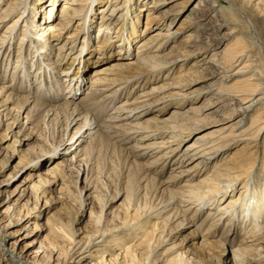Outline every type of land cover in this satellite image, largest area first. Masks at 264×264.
<instances>
[{
    "label": "bare ground",
    "instance_id": "1",
    "mask_svg": "<svg viewBox=\"0 0 264 264\" xmlns=\"http://www.w3.org/2000/svg\"><path fill=\"white\" fill-rule=\"evenodd\" d=\"M3 1L0 0V5ZM52 1L43 0L45 6L37 8L36 0H10L0 10V26L18 12L0 33V64L5 71L8 65L3 66L4 60L16 54L9 85L0 86V121L17 109L13 119L17 116V123L26 111L18 134L41 121L47 120L53 128L58 125L63 137L59 144L68 145L64 152L74 150L81 156L77 160L80 167L89 162L91 166L97 154L100 159L106 155L114 157L118 165L123 162L129 171L131 186L145 183L140 186L145 191L144 207L149 205L154 211L158 208L151 215L162 217V228L155 224V233L163 235L170 227L169 222L179 216L183 218L177 230L190 226L187 212H193L194 218L206 212L205 217L213 221L210 227H214H209L207 232L215 234L216 228L222 225L225 229L221 238L232 237L235 242L236 236L244 231L232 253H239L240 259L247 261L244 264L261 260L264 263V44L257 28V22L264 20V0H223L239 14L245 33L223 24L220 15L225 8L218 0H66L59 9V17L48 25H41V31L35 35L33 30L42 22L40 18L51 17ZM144 10L147 12L145 25H141L138 22ZM77 25L82 26L77 35H62L68 26L76 28ZM20 28L22 40L16 49L14 40L3 46L9 33H17ZM91 30L94 36L87 40ZM106 37L112 38L110 45L102 47ZM59 39L63 42L59 43ZM247 40L258 46L260 62L251 53ZM23 43L35 44L34 53L29 57L17 56ZM54 47L58 49L53 53ZM50 55L55 57L51 63ZM91 67L88 78L84 77ZM174 69L177 71L171 76ZM192 71L205 72L204 78L211 83L198 91L184 90L193 81L189 78ZM159 78L166 80L158 83ZM150 83V88H146ZM130 84L127 97L121 100ZM138 88L142 89L137 91ZM77 89H84V93L78 94ZM12 100L17 102L16 108L7 106ZM110 105L114 109L106 114ZM171 109V113L163 115ZM217 115L220 116L215 122L217 127L199 133L198 125ZM194 132L198 133L193 140L181 148ZM67 135L70 138L65 140ZM111 137L114 139L110 140ZM123 139L125 146L118 143ZM18 142L25 143L20 139ZM56 148L53 144L48 152L55 156ZM130 148L143 150V156L152 157L151 160L146 163L130 160ZM41 155L38 153L28 160H31L27 162L29 168L37 170L44 164L39 161ZM4 159L1 163H5ZM159 164L162 168L170 166L166 180L150 176L145 170L147 165ZM92 169L87 167L88 172ZM12 175L2 178L0 186L7 184ZM38 176L31 174L30 178ZM237 189L239 195L235 197L233 193ZM40 191L45 195V190ZM42 194L37 196V201ZM79 198L82 205L83 197ZM152 199L157 202L152 203ZM15 213L13 204L0 209V253L5 252L7 239L16 236L8 248L10 264H50L55 253L62 261L67 257L82 260L86 256L90 240L81 243L80 239L75 244L70 241L65 249L57 251L56 239L47 237V250H43L46 247L43 241L37 250H30L35 241L28 238L34 231L29 223L12 231L13 225L23 221L21 217L26 214L14 217ZM137 216L139 213L133 217L115 216L112 222L118 220L120 227L127 229L139 223ZM74 218L75 215L68 224L60 217L49 221L51 226L74 238L77 233L72 225ZM101 221V215L96 217L98 226ZM108 230L115 233L113 227ZM106 233L102 231L101 241ZM157 239L154 234L147 238L146 247L150 252L145 258L131 244L121 248L124 239H111L115 243L111 249H121V252L102 262L133 264L141 260L140 264H153ZM181 257L176 255L167 263L191 264V259ZM222 263L220 258L217 264Z\"/></svg>",
    "mask_w": 264,
    "mask_h": 264
},
{
    "label": "rangeland",
    "instance_id": "2",
    "mask_svg": "<svg viewBox=\"0 0 264 264\" xmlns=\"http://www.w3.org/2000/svg\"><path fill=\"white\" fill-rule=\"evenodd\" d=\"M9 1L10 0H4L0 5V10L2 6H4ZM30 1L35 0H28V2ZM39 1L40 0H36L37 4H39L37 5V8L38 6L40 8L44 7L45 5L42 4L43 0H41V2ZM218 1L219 5L225 8L224 13L227 14V16H225V14L221 11L222 14L220 16L223 19V24H227V28L236 29L237 31L245 33L246 28L243 22H241L239 14L236 13L223 0ZM52 2H54V4L53 9L51 10V17L48 19L40 18L42 22L37 23V27L35 30H33L35 35L41 31V25H48L59 17V9L61 5L66 2V0H54ZM146 13V10H144L142 13L143 16L139 17L141 18V21L138 22L139 24H144ZM17 15L18 12H14L10 18H6L4 23L0 26V33H2L6 29L7 25H9L10 19L16 17ZM38 20L39 19H36V21ZM90 28L92 29V25ZM97 28L98 27L95 29V35L97 33ZM257 28L259 29V33L264 44V20L257 22ZM80 31H82V26L77 25L76 28H70L68 26L66 29H64L62 35L67 37L68 34L74 33L75 36L77 35V32ZM92 33L93 31L91 30V33L86 36L87 40H91L93 38L94 34ZM21 34H23L22 28H20L17 33H13V31H11L9 33V38H5V43L3 46L7 44L9 45L10 40H14L12 44L16 49V46L22 40ZM111 39V37H106V41L102 40V47L106 45L109 46ZM62 40L63 39H59V43L63 42ZM247 41V45L249 46L251 53L254 54L260 62L258 57V46L251 40ZM105 42L107 43L105 44ZM22 46L23 48L20 49L21 51L17 56L29 57L34 53L35 44L23 43ZM57 49L58 47H54L53 53ZM132 49H134V46ZM2 50L7 51V47H3ZM35 54L37 53L35 52ZM15 59L16 54H13L9 57V59L4 60L5 64L3 66L8 65L6 71L0 64V86L3 84H5V86L9 85V80L14 68L13 66L15 65ZM54 60V55H50L49 63L53 62ZM92 68L93 67L86 70L84 77L88 78V74L92 71ZM176 71V69L172 70L170 73L171 76H173ZM4 74L6 75L4 76ZM205 75V72L202 73L201 71H192V75L189 78L190 80L193 79V81L183 89L194 91H198L197 89H205V87L211 83V80L204 78ZM3 76L5 78H3ZM165 80V78H159L157 81L158 83H161ZM18 83L19 81H17V84ZM131 84L127 87L125 93L121 95V100L127 97L129 88L132 87ZM145 86L146 88H150L151 83L148 86L147 84ZM141 89L142 88H138L137 91ZM13 92L17 93L16 91ZM82 92L84 93V89H82V91L77 89L78 94H82ZM132 95H134V93ZM4 97H2V99ZM16 104L17 102L12 100L7 106L10 108H16ZM112 105L109 106L106 114L113 111L114 107L112 108ZM10 108H8V110ZM179 108L185 109L184 106ZM1 109H3V107ZM172 110L173 109L164 111L163 115L171 113ZM6 111L4 112L6 113ZM16 111L17 109L11 112V114H7V119L5 116L3 121H0V153L2 152L0 155V181L2 178L7 177L8 174L14 173L7 184L0 186V209H3L8 204H13V206L16 207V213L14 217H16L19 213H26L25 216L21 217L23 218V221L14 224L11 230L15 231L26 223H29L30 229L34 231L33 236L28 238L29 240L33 239L35 241L30 249L32 251L37 250L40 247V241H43L46 245L43 250H47V247L49 246L46 241L47 237L56 239L58 242L57 251L65 249L68 245V242L70 241L73 244L76 242L78 243L80 239H82L81 243L88 240L91 242L88 249L86 250V256H84L82 260L79 257H67L65 261H62L61 257H58L55 253L54 259L50 262V264H56L57 261V264H104L102 262L103 260L110 259L112 258V255L113 257L115 256V253L121 252V249H111L112 246L115 245L111 239L115 238L121 240L124 239L123 244L120 245L121 248L128 247V245L131 244L133 249L137 248L138 254L141 255L142 258H145V255L150 252L146 247V241L147 238L149 236L151 237L153 234L155 237H158V241L156 243L157 245L154 246V253L152 255V258H154L153 264H168V259L176 257V255H182L181 258L183 259H191V264H217L220 258H222L224 261L222 264H244L247 262L244 259H240L241 255L239 253H232L231 251L236 246H238L240 238L244 235V231L236 236L235 242H232V237H228V239L221 238V234L225 229L222 225L218 226V228H216L217 230L215 229V234L209 233L207 232V229L210 227L213 221L210 219V217H205L206 212L198 214L196 218H194L192 215L193 212H187L186 215L188 218H190V221H187V225L191 223L190 226L186 228L181 227L179 230H177L178 223L183 218V216H179L177 220L169 222L170 227H167L163 235H160L158 231L155 233V224L160 225L162 228V224H160L162 217L160 218V216L151 215L153 212H156L158 208L154 211L151 209V207H149V205L148 207H144L145 199L143 195L145 191H143L140 186L145 185V183L137 182L134 186H131V184L128 183V177L130 178L129 171L123 162L122 165H118L114 157H107V155L106 158H101V160L97 154L94 156V161L91 166H89V162L88 165L84 164L80 167L77 163V160L80 159L81 156L76 155L74 150H66L64 152L68 145H66V143L62 145L59 144V140L63 137L61 131H59L60 128H58V125L53 128L52 125H48L47 120L39 122V119L37 120V122H39L37 126L33 127L32 129H26L18 134L20 127H22V124L25 122L24 116L26 111L21 114L18 123L17 116L15 117L16 120H13ZM219 118L220 116L217 115L202 121V126L198 125V127H200L198 128L199 133L209 132L216 128L217 126L215 125L217 124L215 122L216 119ZM8 122H10L9 126H7ZM183 122H186V118H184ZM192 128L193 125L190 129ZM73 130L74 128L71 129V132H73ZM197 133L198 132H194L191 138L185 140L181 148L184 144L191 142L194 135ZM69 138L70 137L67 135L65 140ZM19 139L24 140L25 143H19ZM109 139L113 140L114 138L111 137ZM262 139H264V134L262 135ZM60 143L63 142L61 141ZM118 143L121 146L126 145V141L124 139L122 141H118ZM131 143L132 142L128 144ZM53 144L57 145V150L54 149L53 153L56 154L55 156L52 155V152H48V150L53 147ZM180 150L181 149H179L177 153H179ZM38 153L42 154L39 156V161H42L44 164H42L37 170H32L27 165V162ZM128 154H130V158L128 157L130 160L142 163H146L152 158L149 156H143V150L134 148H130L128 150ZM259 155H261L260 152ZM3 158H5V163H1ZM103 159H105V162ZM101 166L104 169L103 171ZM148 166L149 165L145 166V170L150 176L166 180L170 174V166H166L164 168H162L161 164ZM87 167H93L92 171L88 172ZM31 174L39 176L31 179ZM40 190H45V195H43ZM238 192L239 191L237 189L233 195L237 197L239 195ZM39 194H42V197L39 201H37V196ZM163 195L165 197L167 196L166 194ZM79 197H83L84 203L82 205L79 204ZM5 200H8L7 203L2 205L1 203H3ZM154 200L155 199H152V203L157 202V200ZM101 204H104L102 205V208ZM138 209L139 216H137V218L139 223H135L133 226L127 229H122L120 227V221L116 220L112 222V218L115 216H136L138 213L135 212V210ZM145 212L146 214H144ZM147 212L150 214H147ZM74 215L75 220L72 225L77 230V233L74 237L75 239L72 237L70 238L68 235L66 236L64 232L59 229V227L55 225L51 226V222L55 221L54 219L56 217H60L64 223L68 224ZM100 215L102 221L98 226L96 224V217H99ZM164 216H166V214ZM112 227L114 228L115 233H109L108 229H111ZM211 229H214V227ZM53 230H55L56 233H54ZM102 231L107 232L103 237V241H101ZM190 232H192V234H190ZM194 233H196V235H194ZM198 233L202 234L203 236L199 235ZM15 239L16 236H12L7 239V245L4 247L5 254L0 253V264H10L8 248ZM96 241H98L97 244H93ZM20 250L21 247L18 246L17 251ZM128 251L130 252V249ZM102 255H104V258ZM34 256L35 254L32 253L30 257L33 258ZM56 258H58V260L55 262ZM139 261L132 263L140 264ZM262 261L263 260L255 264H264Z\"/></svg>",
    "mask_w": 264,
    "mask_h": 264
}]
</instances>
